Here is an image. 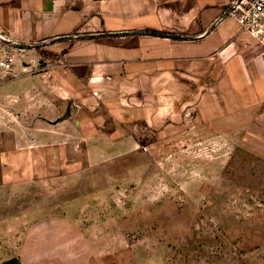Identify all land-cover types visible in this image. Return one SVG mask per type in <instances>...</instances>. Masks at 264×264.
I'll use <instances>...</instances> for the list:
<instances>
[{
    "label": "rangeland",
    "instance_id": "374dc122",
    "mask_svg": "<svg viewBox=\"0 0 264 264\" xmlns=\"http://www.w3.org/2000/svg\"><path fill=\"white\" fill-rule=\"evenodd\" d=\"M46 45L0 85V243L49 256L76 242L95 264H264V99L239 109L223 92V118L213 98L195 116L171 79L158 113L106 80L61 103Z\"/></svg>",
    "mask_w": 264,
    "mask_h": 264
},
{
    "label": "crops",
    "instance_id": "0c3cea01",
    "mask_svg": "<svg viewBox=\"0 0 264 264\" xmlns=\"http://www.w3.org/2000/svg\"><path fill=\"white\" fill-rule=\"evenodd\" d=\"M231 1L0 0V31L26 51L54 47L48 58L61 61L49 64L45 85L61 103L76 88L82 100L87 86L107 80L156 99L159 113L173 79L175 88L189 89L195 116L213 107V98L223 118V92L239 109L261 107L264 99V46L226 15ZM27 245L0 243V264H95L80 259L76 242L49 256Z\"/></svg>",
    "mask_w": 264,
    "mask_h": 264
},
{
    "label": "built area",
    "instance_id": "2783aa9c",
    "mask_svg": "<svg viewBox=\"0 0 264 264\" xmlns=\"http://www.w3.org/2000/svg\"><path fill=\"white\" fill-rule=\"evenodd\" d=\"M226 15L236 20L244 33L264 46V0H232ZM26 46L0 31V85L16 73Z\"/></svg>",
    "mask_w": 264,
    "mask_h": 264
}]
</instances>
